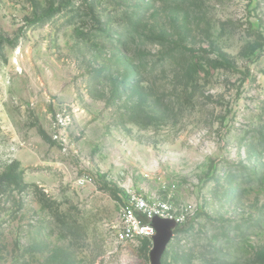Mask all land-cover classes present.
Returning <instances> with one entry per match:
<instances>
[{
    "label": "rangeland",
    "instance_id": "1",
    "mask_svg": "<svg viewBox=\"0 0 264 264\" xmlns=\"http://www.w3.org/2000/svg\"><path fill=\"white\" fill-rule=\"evenodd\" d=\"M12 162L0 264H151L130 192L184 226L163 264H264V0H0Z\"/></svg>",
    "mask_w": 264,
    "mask_h": 264
},
{
    "label": "built area",
    "instance_id": "2",
    "mask_svg": "<svg viewBox=\"0 0 264 264\" xmlns=\"http://www.w3.org/2000/svg\"><path fill=\"white\" fill-rule=\"evenodd\" d=\"M91 181L89 176H83L77 180L81 186ZM123 238H150L156 233L155 228L150 224L155 215L172 217L171 208L168 203L153 202L144 196L130 192L125 205L121 208ZM150 220L146 223L145 220ZM180 223V219L176 218Z\"/></svg>",
    "mask_w": 264,
    "mask_h": 264
},
{
    "label": "water",
    "instance_id": "3",
    "mask_svg": "<svg viewBox=\"0 0 264 264\" xmlns=\"http://www.w3.org/2000/svg\"><path fill=\"white\" fill-rule=\"evenodd\" d=\"M178 220L172 217H162L155 215L151 220V225L156 233L153 235V246L150 251L151 264H163V257L171 242L174 230L178 226Z\"/></svg>",
    "mask_w": 264,
    "mask_h": 264
},
{
    "label": "trees",
    "instance_id": "4",
    "mask_svg": "<svg viewBox=\"0 0 264 264\" xmlns=\"http://www.w3.org/2000/svg\"><path fill=\"white\" fill-rule=\"evenodd\" d=\"M58 9H52L46 16V18H51L52 16H54L56 14ZM45 18V17H43ZM12 165V169L8 170V171H4L1 175H0V194L3 193V191L5 190V188L11 184H18L21 181V176L17 174V170L18 167L16 168V164L15 162L11 163ZM145 220V219H144ZM146 223H150V220H145ZM184 226L182 225V223H178V226L175 228L174 232L183 229Z\"/></svg>",
    "mask_w": 264,
    "mask_h": 264
}]
</instances>
